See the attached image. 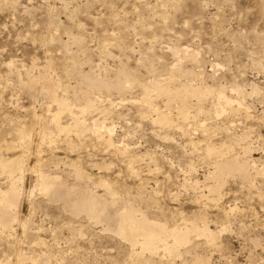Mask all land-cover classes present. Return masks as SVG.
<instances>
[{
    "label": "rangeland",
    "instance_id": "374dc122",
    "mask_svg": "<svg viewBox=\"0 0 264 264\" xmlns=\"http://www.w3.org/2000/svg\"><path fill=\"white\" fill-rule=\"evenodd\" d=\"M186 46L197 56L184 57L182 69L223 86L241 106L221 112L213 94L201 105L192 97L184 117L155 92L151 108L142 103V84L167 78L177 61L171 51ZM123 69L133 80L121 90L82 78L115 81ZM53 85L77 114L95 104L82 132L58 130ZM162 111L171 124L157 122ZM60 123L73 124V115L62 113ZM222 156L247 159L250 179L227 173L213 189ZM16 157L24 168L0 169V192L13 180L24 188L5 213L15 218L0 229V264H264V0H0V160ZM48 174L62 191H43ZM71 195L96 196L102 209L73 211ZM129 206L169 228L207 223L218 235L194 233L175 253L143 251L116 232Z\"/></svg>",
    "mask_w": 264,
    "mask_h": 264
},
{
    "label": "bare ground",
    "instance_id": "6f19581e",
    "mask_svg": "<svg viewBox=\"0 0 264 264\" xmlns=\"http://www.w3.org/2000/svg\"><path fill=\"white\" fill-rule=\"evenodd\" d=\"M171 52H172L171 53L172 55L177 57V61L175 63H173L172 66L170 67L169 76L167 78H154L151 81L142 84L143 97H142L141 101L143 104H145L151 108L152 103H153L152 102L153 96L151 93L155 92L157 96L167 97L168 98L167 101L169 100V105H171L173 102H176L178 104L179 113L184 117L188 115L189 100L192 97H195L198 101V104L201 105L202 102L204 100H206L209 95L213 94L218 101L217 103L219 104V106L221 108V110H220L221 112L228 111L229 108H232L234 103L238 104L240 106L243 104V101L240 97L233 98V97L228 96L227 92L225 91V88L223 86L216 88L212 85H204V84L197 83V80H199V78H201L202 76L200 73H198V72L196 73L195 72L196 70L194 71V70L190 69V70L184 71L182 69L183 58L189 57V56H191L192 58L193 57L196 58V56H197L196 52H194V51L192 52L187 46L184 48L173 49ZM171 54L167 52L166 56L167 55L171 56ZM182 75L186 76L187 80H185V81L181 80V83H180V85H178V87L172 86V84H171L172 80H178V78ZM82 78H83V81L88 86H90L92 88L103 87L106 90L125 89L128 87V85L133 80V77L131 76V74L128 73L125 69L120 70L118 72L117 80H115V81H109L108 82V81H106V79H103V78L98 77V76H93L90 74H84L82 76ZM18 82H19V80H18ZM49 82H51V81H49ZM32 84H34V83H32ZM32 84H30V85H32ZM58 87H56L55 85L50 86V88L47 91V94L52 99L56 100L59 103V111L56 112L54 117H53L58 130L64 131V132L65 131L70 132V131H74V130L77 132H82L87 126L85 123V120L83 118H84L85 114L91 112L95 108V104L93 102H86L83 106H81L80 114H77V112L76 113L74 112V108H73L74 104L70 100H67L65 98L60 99L58 97V94H57V88ZM38 88L40 89V87L37 86V89ZM237 88H233L232 90L236 91L238 93V95H242L243 90L241 91V89H237ZM30 89H32V88H30ZM258 89H259L258 87H254L253 92L258 91ZM32 90H34V89H32ZM37 97H39V96H37ZM66 111H69L73 115L74 123L71 125H68V126H63L60 123V118H61L62 113L66 112ZM220 111L217 110L216 113L219 115ZM157 114H158V118L156 119L157 122L161 123L162 125L172 123L171 116L168 112L162 111V112H158ZM102 130H104V129H102ZM107 130L110 132V134L113 131L112 128H107ZM107 130H106V132H107ZM19 131H20L19 134L22 136V138H24V139L26 138V140H27V135L29 134L27 132L28 130L27 131L26 130H19ZM53 132H55V131H53ZM96 132H98V131H96ZM109 132H108V134H109ZM46 133L47 132H45V134ZM44 137H46V136H44ZM29 138L30 137H28V141H29ZM54 139L55 138L53 136V140ZM208 153L210 155L215 154V155L219 156L221 154V151H220V149H217L213 146H209L208 147ZM25 166H26L25 161L21 157H16V158H11V159H1L0 160V169L4 172H8L11 175H13V173L18 168H24ZM19 170H18V172H19ZM24 171H26V170H24ZM77 171H78V174H81L80 169H77ZM231 172L237 173L246 179H248V178L250 179L251 174L249 172V161L247 159L246 160H240L238 158L229 159V158L223 157V156L221 159L216 158L215 170L213 172H211V174H210V176L215 180V186H213V189H215V190L219 189V187L223 183L224 176L227 175V173H231ZM258 172L264 173V167L259 168ZM41 180H42L43 191L47 192L49 194H53L54 191L56 192L55 189H57L62 184V183L60 184L58 182L57 178L52 177V176L50 177L49 174L47 176H42ZM10 183H11V185L9 186V188H7V190L5 192H0V229H2V230H7L12 226V221H13L14 216L10 215V214H8L9 216H6L5 213L7 212V210L9 208L11 210V208L13 206L17 207V205L20 204L21 198L23 196V191H24V188L21 187L20 184H18L16 180L11 181ZM35 188H36V186H35ZM42 188H41V190H42ZM60 188H58L59 191H62V190H60ZM39 189H40V187H39ZM69 190H71V189L69 188ZM69 190L66 189L65 192H68ZM74 191L75 190H73V192ZM62 194H63V192L61 193V195ZM65 195H67V194H65ZM76 195L77 194H75V196ZM81 195H82V192H81ZM71 197H72V195H71ZM94 197H96V196H93V198L91 196H88V197L84 196V200H82V201L78 200L74 197L75 198V199H73L74 201L72 200L74 203L72 201H70L73 203V209L72 210L73 211H77V210H80V211L86 210L87 211V209H88L91 213H93V212L97 213L100 209H102L101 204H103V203L100 204V202H97L96 201L97 199L95 200ZM97 197H99V196H97ZM67 198H70V196ZM78 198L80 199L81 197H78ZM62 199L63 198H61V200ZM99 200H101V199H99ZM106 206L107 205H105L104 207H106ZM67 207H69V206H67ZM69 209L71 210V207H69ZM83 209H85V210H83ZM103 210H101V211H103ZM108 210H107V212H108ZM17 211H18V209H17ZM104 212H105V210H104ZM86 213L88 214L89 212H86ZM109 213H110V211H109ZM103 214H107V217H108V213H103ZM97 216H99V215H97ZM97 216H96V219H97ZM101 216H103V215L101 214ZM113 216H115L114 219H111L113 217L109 218L110 223L113 222V220L115 221L116 220L115 218H117L116 215H113ZM118 218H119V222H117L118 224L115 225L116 230H117L116 232H118L124 238L125 237L128 238L131 241V243L136 244V245L139 244L143 251H150L151 253H158V251L161 249V247L164 249V251H167L168 253L178 252V250L180 249V247L182 245H184L185 243H188L191 240V236L194 233L197 235L205 236L209 241H214L216 239V234H217V233L215 234V232H213L209 228L207 223L200 225L198 222H193L191 224H186V226L182 227V228H180V227L169 228L166 224H163L160 222H153V221L148 220V218L144 215L141 217H138L136 214V209L133 206L127 207L126 210H124L122 213H120ZM113 224H114V222H113ZM108 225H110V224H108ZM111 226H112V224H111ZM169 238H171V240H169ZM22 260H24V257H21V261Z\"/></svg>",
    "mask_w": 264,
    "mask_h": 264
}]
</instances>
